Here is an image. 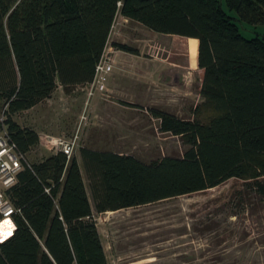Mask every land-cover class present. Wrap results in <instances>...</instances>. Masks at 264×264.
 Masks as SVG:
<instances>
[{
  "label": "trees",
  "instance_id": "obj_1",
  "mask_svg": "<svg viewBox=\"0 0 264 264\" xmlns=\"http://www.w3.org/2000/svg\"><path fill=\"white\" fill-rule=\"evenodd\" d=\"M223 3L227 11L219 0H0V112L9 141L25 159L4 191L15 212L11 235L0 241V264H107L93 213L229 181L191 231L220 249L217 260L226 244L245 241L244 223L264 213V36L244 37L237 23L264 26V0ZM116 15L155 34L197 41L192 64L201 101L192 118L147 110L158 132L178 138L182 154L145 164L79 148L78 158L55 152L28 163L38 136L12 116L49 98L57 85L68 91L88 83ZM111 47L135 55L124 44Z\"/></svg>",
  "mask_w": 264,
  "mask_h": 264
},
{
  "label": "rangeland",
  "instance_id": "obj_2",
  "mask_svg": "<svg viewBox=\"0 0 264 264\" xmlns=\"http://www.w3.org/2000/svg\"><path fill=\"white\" fill-rule=\"evenodd\" d=\"M219 1L227 11L223 0ZM237 27L244 37L264 36V26L237 23ZM112 43L130 47L135 55L112 48ZM186 43L185 38L155 34L116 15L105 48H111L107 56L112 60L107 91L85 101L82 86L64 91L57 85L49 98L13 115L12 120L37 136L70 137L84 110L88 122L78 127L76 158L79 148L127 154L145 164L178 157L184 146L178 138L158 132L157 121L147 110L192 118L194 106L201 101L200 78ZM50 153L37 144L25 157L32 163ZM83 181L86 186L84 175ZM230 184L134 208L93 213L107 264H264V213L244 223L249 236L242 243L226 244L220 260L215 258L220 249L191 231V224L209 210L210 199L224 194ZM11 227L10 219L4 221L0 239L9 236Z\"/></svg>",
  "mask_w": 264,
  "mask_h": 264
},
{
  "label": "built area",
  "instance_id": "obj_3",
  "mask_svg": "<svg viewBox=\"0 0 264 264\" xmlns=\"http://www.w3.org/2000/svg\"><path fill=\"white\" fill-rule=\"evenodd\" d=\"M110 49V47L106 51L104 49L94 66L92 79L82 87L85 92V101L90 100L96 94H103L107 91V79L112 72V60L107 56V50ZM87 122V115L83 110L78 119V127L79 125L85 126ZM78 127L70 137L38 135V144L51 153H61L68 160L76 148ZM23 163L25 164L23 155L15 150L6 135L4 116L0 112V226L15 212L4 191L15 183L16 174L21 170Z\"/></svg>",
  "mask_w": 264,
  "mask_h": 264
},
{
  "label": "bare ground",
  "instance_id": "obj_4",
  "mask_svg": "<svg viewBox=\"0 0 264 264\" xmlns=\"http://www.w3.org/2000/svg\"><path fill=\"white\" fill-rule=\"evenodd\" d=\"M187 47L189 55L195 56L197 54V41L194 39L187 40Z\"/></svg>",
  "mask_w": 264,
  "mask_h": 264
},
{
  "label": "crops",
  "instance_id": "obj_5",
  "mask_svg": "<svg viewBox=\"0 0 264 264\" xmlns=\"http://www.w3.org/2000/svg\"><path fill=\"white\" fill-rule=\"evenodd\" d=\"M189 39H191V38H188V39H185L186 40V42H187V40H189ZM195 40V39H194ZM187 44V43H186ZM187 46V45H186ZM188 50V49H187ZM196 56V55H195ZM192 57H194V56H192ZM7 226H8V224H7ZM13 226V225H12ZM2 228V227H1ZM12 228V230H13V227H11ZM11 228H10V231H11ZM12 232V231H11ZM1 234H2V232H0ZM7 238V237H6ZM5 239V238H4Z\"/></svg>",
  "mask_w": 264,
  "mask_h": 264
},
{
  "label": "snow or ice",
  "instance_id": "obj_6",
  "mask_svg": "<svg viewBox=\"0 0 264 264\" xmlns=\"http://www.w3.org/2000/svg\"><path fill=\"white\" fill-rule=\"evenodd\" d=\"M6 223H9V222H6ZM7 235H11V232H8Z\"/></svg>",
  "mask_w": 264,
  "mask_h": 264
},
{
  "label": "water",
  "instance_id": "obj_7",
  "mask_svg": "<svg viewBox=\"0 0 264 264\" xmlns=\"http://www.w3.org/2000/svg\"><path fill=\"white\" fill-rule=\"evenodd\" d=\"M9 236H10V235H9ZM9 236H8V237H9ZM5 238H6V237H5ZM2 240H4V238H3V239H0V241H2Z\"/></svg>",
  "mask_w": 264,
  "mask_h": 264
}]
</instances>
